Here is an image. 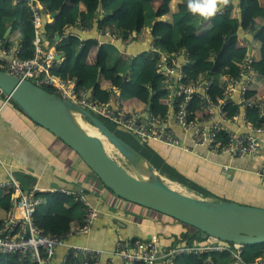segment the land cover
Returning <instances> with one entry per match:
<instances>
[{"label":"built area","instance_id":"2783aa9c","mask_svg":"<svg viewBox=\"0 0 264 264\" xmlns=\"http://www.w3.org/2000/svg\"><path fill=\"white\" fill-rule=\"evenodd\" d=\"M15 3H25L32 12L35 38L33 41L34 52L30 57H21V43L15 41L7 45L8 41H0V66L5 67L13 75L28 79L43 88L50 87L61 98L76 103L89 110L103 122L126 129L143 141H156L170 147H179L185 151L193 152V148L177 136L172 125L166 117L151 111H126L119 104L121 91L116 95L110 91L95 92L96 90L77 88L75 77L64 78L57 74V68L63 63L58 47L59 43L69 36H76L70 31L63 35L54 34V41L45 49L46 40H43L44 27L50 18H53L44 3V0H14ZM77 26L83 27L80 20ZM110 39L117 37L108 30L99 31ZM48 35V33H47ZM18 42V43H17ZM148 55L155 58L156 68L164 77L162 89L167 92L165 105L173 107L176 123L192 132L195 147H205L207 152L217 157L228 156L232 159L244 158L254 155L259 149L256 134L264 133V122L254 125L247 120L246 111L255 106L259 117H264V95L261 100L250 96L249 84L253 78V57L247 55L243 61L238 77L224 76L225 92L219 102L213 101L208 92L212 79L203 73L197 80H189V72L193 63L192 54L182 48L179 51L168 53L158 50L154 45ZM239 100L234 99L235 94ZM9 99V97H7ZM199 100V105L204 111L201 116L191 117L193 103ZM238 103V109H227L230 103ZM243 108V120L249 132L238 131L224 124L219 119H214L218 111L220 119L228 121L230 116L238 118ZM224 138L225 140H222ZM0 158V162H1ZM225 165L224 171H228ZM8 177L0 181V189L5 190L10 198L11 207L5 219L0 222V255H17L21 263L52 264L58 247H66L67 252L62 264L69 262L70 255L75 263H80L79 256H83V264H102L104 250L89 245L74 244L71 239L87 234L92 223L98 218V209L87 199L81 191L74 189H53L44 192H56L72 195L84 204V225L72 226L62 235H49L42 231L35 222L37 207L44 198L39 196L41 189L35 187L26 191L20 179L10 170L6 169ZM258 176L264 177V160L254 171ZM191 243L183 242L180 237L164 245L158 234H153L147 239L120 238L111 253L110 263L114 264L115 256L121 259L120 264H179V258L185 255L199 256L212 252H228L232 264H264L263 257L251 261L243 258L245 245L237 242L223 240L217 236L206 234L197 235Z\"/></svg>","mask_w":264,"mask_h":264},{"label":"trees","instance_id":"16d2710c","mask_svg":"<svg viewBox=\"0 0 264 264\" xmlns=\"http://www.w3.org/2000/svg\"><path fill=\"white\" fill-rule=\"evenodd\" d=\"M170 1L165 0V2ZM66 2L68 0H44L46 8L57 14L55 19H50V21L54 20L53 23L46 24L48 35L45 49L52 45L55 33L63 35L64 29L68 25L76 26L78 20L87 29L97 27L99 30H108L111 34L119 36L124 42L131 39V34L136 35L144 28L152 27L156 21L157 12L150 0H79L65 15L61 13V9L66 5ZM187 3L188 0L177 1L176 10L170 16L169 21L171 24L170 40L172 47L169 50L165 41H163L161 42V48L168 50V53H173L186 47L188 37L202 40L203 44L198 52L189 50L193 59L189 80H197L201 74L207 73L209 78L212 79V85L208 92L212 100L216 102L223 98L225 92L224 76L228 74L234 78L238 77L245 57L251 55L253 57L252 68L256 71L257 68H260L262 73L254 72L249 84V94L253 96V93H256L254 98L261 100L262 94L260 93L264 91V5L262 1L229 0V3L222 9H220L222 4L218 5V11L210 18L192 13L188 9ZM92 4L94 5L93 9H91ZM120 11L125 12L127 15V25L125 27L120 24V17L118 16ZM100 12L103 14L101 15ZM10 25H12V30L7 37V45L19 41L21 43V57L32 56L35 30L30 8L25 3H15L14 0H0V41ZM206 26V31L200 35L196 34V31ZM241 31L250 34L246 41L250 42L255 49L260 50L261 56L258 53L259 56L256 55L253 47L254 53H249L247 46L237 45ZM12 34H17L19 40L10 36ZM159 42L157 40V43ZM98 44L99 42L96 39H81L77 35L63 39L58 47H61V50L66 47L68 55H65V60L57 68V74L64 78L75 77L79 90L90 89L94 91L98 90L99 77L103 74V71L108 70L114 74H124L128 78V82L134 87V95L123 90L124 97H136L145 103H149L167 96V92L162 89L164 77L156 68L155 58L153 59L147 53L126 57L118 46L111 41H107L101 43L96 61L89 63L88 57L91 50ZM231 46H234V49L229 53ZM0 69L5 70L6 68L0 67ZM92 76H97L98 79H92ZM257 76L259 77L256 78ZM45 89L54 93L53 88L46 87ZM239 107L240 104L232 102L227 109L233 111ZM255 109V106L248 109L246 117L249 122L257 126L259 122H264V117H259ZM191 110L193 111L191 117L204 114L199 105V100L193 103ZM157 114L159 115V113ZM107 125L109 126V124ZM59 139L62 141L61 138ZM222 140L225 139L222 138ZM235 160L238 162L243 161L240 158ZM88 168L92 171L89 166ZM92 172L102 185L103 183L98 175L94 171ZM185 172L187 174V171ZM181 175L179 173L176 179L186 178ZM205 194L214 195L209 192H205ZM39 196L43 197L44 201L37 207L35 222L44 233L62 235L70 230L72 226L81 227L85 224L84 204L72 195L56 191L42 192L39 193ZM10 207L11 202L8 193L0 189V222L5 218ZM186 225L192 227L195 231H192L191 234L186 232L183 235L173 237V243L180 237L183 242L191 243L196 240L195 236L206 235L205 232L189 224ZM257 257L264 258V242L245 245L243 258L246 261H251ZM68 258L69 262L67 264H76L70 255ZM232 262L228 252H212L199 256L185 255L181 256L178 261L179 264H232ZM0 264L31 263H21L17 255H0Z\"/></svg>","mask_w":264,"mask_h":264},{"label":"crops","instance_id":"0c3cea01","mask_svg":"<svg viewBox=\"0 0 264 264\" xmlns=\"http://www.w3.org/2000/svg\"><path fill=\"white\" fill-rule=\"evenodd\" d=\"M78 1L79 0H68L66 5L61 9V13L65 15L68 14L71 8ZM150 1L154 5L157 12L156 21L152 27L144 28L136 35L131 34V39L125 42L123 41L124 47H122L121 50L126 57L147 53L153 45L158 50L167 52L168 50H163L161 48V42L163 41H165L169 50L172 47L170 40L171 24L169 21L170 16L176 10V4L178 0H171L170 2H165V0ZM93 8L94 5L92 4L91 9ZM53 14L54 13H52V15ZM100 14L102 15L103 13L100 12ZM118 16L120 17L121 26L125 27L127 25L126 13L120 11ZM52 22L53 21H50L47 24ZM206 29L207 26L199 31H196V34L200 35L202 32L206 31ZM65 31H70L74 35L79 36L81 39L92 38L99 42L98 46H95L91 50V53L88 57L89 63H94L96 61V55L99 52L102 42H112L114 39L119 38V36L116 38L113 37L114 39L112 40L110 39L111 37L109 38V36L107 37L102 35L97 27L81 30L77 24L76 26L68 25ZM240 34L241 36L238 39L237 45L247 46L248 52L254 53V46H252L250 42L246 41V38L250 37V34L246 33L245 31H241ZM157 40L160 42L157 43ZM202 44V40L199 38L188 37L186 40V47H184V49L198 52ZM56 48H59L58 50L60 52V57L64 61L65 55H68V53H66V47H63V51L61 50V47ZM233 49L234 46H231L229 53H231ZM254 50L257 56H259L258 54L261 56L260 50L257 48H254ZM257 71L262 73L260 68H257ZM92 79H98V77L92 76ZM97 87L98 90L95 92L110 91L116 95V93L119 94V91H121V97H119L118 102L126 111H151L155 112L156 114L159 113V115L162 117H166L168 119V123L173 126L175 133L181 139L182 143H185L193 148V152H191L177 147L186 153L199 156L205 160H210L215 163H222L223 167H225V165H229L228 171L230 170L231 166L238 167L241 170V177L242 175H245L244 171H250L254 173L256 168H258L264 160V133L256 134L260 145L258 151L252 156L240 158L243 161L238 162L237 160H234L228 156L217 157L215 155L209 154L205 147H195L192 132L182 128L176 123L175 111L173 107H168L165 105V98L145 103L136 97H124L122 94L123 90L127 91L131 95H134V87L128 82V78H126L124 74H114L108 70L103 71V74L99 77ZM253 94L255 97L256 93ZM260 94L263 96L264 91ZM234 99L237 101L239 100V95L237 93L234 95ZM243 112V108H241L238 118L230 116L228 121H225L224 119H220V115L218 111H216L214 113V119L221 120L224 124H228L235 130L249 132V128L243 120ZM123 130L127 131L126 129ZM131 135L135 137L133 134ZM141 142V144L145 143L143 140H141ZM69 150L73 151L71 147L65 144L63 140L61 141L54 133L30 119L18 106H16L12 100L7 99V96L0 91V158L2 159L0 162V181H4L8 177L6 171V169H8L12 174L22 181L23 187L26 191L32 190L35 187L41 189V191L44 192L60 188L75 189V187L78 185L82 186L80 182L75 183L72 179L66 178V174H61V172H59L63 168L62 160L65 158V156L71 154ZM139 151L144 156H146L143 151ZM153 159L154 162L158 161V164L164 166V169H168L170 172H172L174 178H177L179 173L182 175H184V173L186 174L185 170L189 171V169L186 167H179V169H177L175 166L168 165V163L164 162L161 158H156L153 156ZM150 161L152 162V160ZM235 161H237V163H235ZM188 179L189 178L186 177L182 180L188 182ZM102 186L105 187L103 184ZM197 189H200L201 192H204L201 188ZM81 192L84 193L83 191ZM84 194L86 195L87 199L98 209L99 216L92 223L90 231L87 234L76 236L71 239V242L74 244L89 245L91 247L104 250L102 264L110 263V257L112 256L111 253L114 250L118 239L134 237L138 239H147L153 234H158L160 230L162 232H166L170 226H177L175 221L169 219L170 217L162 215L158 211L153 210L150 211V213H147V211H141L139 215L133 211H124L114 207L94 192L90 191ZM126 213H130L131 215ZM160 237L162 239L161 242L164 245L174 239L173 236L166 237L160 235ZM66 252V247H58L52 264H62ZM112 260L114 264L121 263V259L117 256H115Z\"/></svg>","mask_w":264,"mask_h":264},{"label":"water","instance_id":"95a60500","mask_svg":"<svg viewBox=\"0 0 264 264\" xmlns=\"http://www.w3.org/2000/svg\"><path fill=\"white\" fill-rule=\"evenodd\" d=\"M224 7L222 4L220 9ZM56 15H52L53 19ZM11 30L12 25L7 28L3 39ZM46 35L44 27L43 40H46ZM112 43L120 49L124 47L121 38L114 39ZM0 91L35 123L54 133L77 152L103 185L117 196L226 241L244 245L264 242V207L181 191L171 185L146 156L89 110L28 79L0 69ZM84 124L95 128L96 132H90ZM113 151L134 172L117 160ZM75 189L90 192L80 185ZM79 261L83 264L82 255Z\"/></svg>","mask_w":264,"mask_h":264},{"label":"rangeland","instance_id":"374dc122","mask_svg":"<svg viewBox=\"0 0 264 264\" xmlns=\"http://www.w3.org/2000/svg\"><path fill=\"white\" fill-rule=\"evenodd\" d=\"M261 1L262 4H264V0ZM10 36L19 38L17 34H12ZM258 77L259 76L256 78ZM110 128L133 147L143 151V153L150 160H152L153 164L156 165L160 172L167 178L168 182L181 191L202 197H212L215 195L216 197L227 201L246 205L254 204L255 206L264 207V178L256 175L255 173L244 171L245 175H242L241 177V170L238 167L231 166L230 170L226 172L224 171L222 163L220 164L210 160H205L199 156L186 153L179 148L170 147L156 141H145L144 144H141L142 142L133 137L131 132H127L114 125H110ZM69 151L71 154L65 156L62 160L63 168L59 171L61 174H66V178L72 179L75 183L80 182L83 187L90 189L91 192L101 196L105 201L109 202L114 207L124 211H133L139 215L141 211H147V213L153 211L127 201L117 196L107 187H103L99 183L98 178L84 163L79 154L74 150V152L71 150ZM112 153L117 160L134 172L119 154L115 151ZM153 156L161 158L164 162L175 166L177 169H179V167L188 168L189 171H187V174L184 173V175L191 181L189 179L188 182L185 180L179 181L174 178L172 172L168 169H164V166L157 163L158 161L154 162ZM197 188H201L204 192H201V190ZM205 192H209L214 195H207ZM126 214L131 215L130 213ZM169 219L175 221L177 226H170L166 232H162L160 230L158 234L161 236L176 237L183 235L186 232L191 234L192 231H195L192 227L178 221L175 218L170 217Z\"/></svg>","mask_w":264,"mask_h":264},{"label":"clouds","instance_id":"9594fccd","mask_svg":"<svg viewBox=\"0 0 264 264\" xmlns=\"http://www.w3.org/2000/svg\"><path fill=\"white\" fill-rule=\"evenodd\" d=\"M227 3L228 0H188L187 7L194 14L210 18L218 11V5H226Z\"/></svg>","mask_w":264,"mask_h":264},{"label":"bare ground","instance_id":"6f19581e","mask_svg":"<svg viewBox=\"0 0 264 264\" xmlns=\"http://www.w3.org/2000/svg\"><path fill=\"white\" fill-rule=\"evenodd\" d=\"M7 96V95H6ZM9 100H11L10 98H9ZM84 126L88 129V130H90V132H96V129L95 128H93V127H89L88 125H86V124H84Z\"/></svg>","mask_w":264,"mask_h":264}]
</instances>
